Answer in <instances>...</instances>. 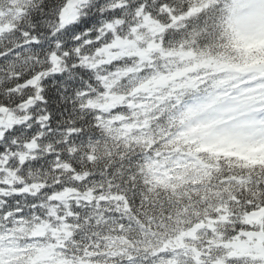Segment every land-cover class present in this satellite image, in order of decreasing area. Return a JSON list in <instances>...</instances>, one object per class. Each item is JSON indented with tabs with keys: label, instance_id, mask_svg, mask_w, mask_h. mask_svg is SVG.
Returning <instances> with one entry per match:
<instances>
[{
	"label": "snow or ice",
	"instance_id": "obj_1",
	"mask_svg": "<svg viewBox=\"0 0 264 264\" xmlns=\"http://www.w3.org/2000/svg\"><path fill=\"white\" fill-rule=\"evenodd\" d=\"M0 264H264V0H0Z\"/></svg>",
	"mask_w": 264,
	"mask_h": 264
}]
</instances>
